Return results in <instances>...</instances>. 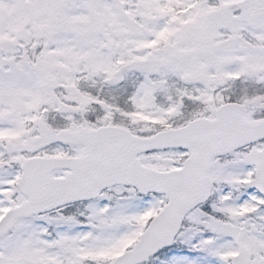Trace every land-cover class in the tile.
<instances>
[{
	"label": "snow or ice",
	"instance_id": "6c2138e0",
	"mask_svg": "<svg viewBox=\"0 0 264 264\" xmlns=\"http://www.w3.org/2000/svg\"><path fill=\"white\" fill-rule=\"evenodd\" d=\"M0 264H264V0H0Z\"/></svg>",
	"mask_w": 264,
	"mask_h": 264
}]
</instances>
